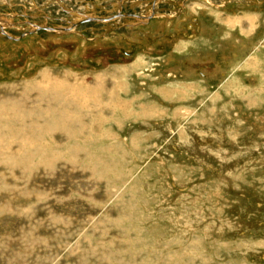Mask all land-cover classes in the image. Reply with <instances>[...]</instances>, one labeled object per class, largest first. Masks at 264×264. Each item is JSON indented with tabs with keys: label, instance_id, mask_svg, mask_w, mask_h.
Masks as SVG:
<instances>
[{
	"label": "rangeland",
	"instance_id": "1",
	"mask_svg": "<svg viewBox=\"0 0 264 264\" xmlns=\"http://www.w3.org/2000/svg\"><path fill=\"white\" fill-rule=\"evenodd\" d=\"M0 264H264V0H0Z\"/></svg>",
	"mask_w": 264,
	"mask_h": 264
},
{
	"label": "bare ground",
	"instance_id": "2",
	"mask_svg": "<svg viewBox=\"0 0 264 264\" xmlns=\"http://www.w3.org/2000/svg\"><path fill=\"white\" fill-rule=\"evenodd\" d=\"M95 20H97V19L95 18ZM49 29L52 30V31H64V30H66L65 28H55V29L54 28L53 29L52 28H49Z\"/></svg>",
	"mask_w": 264,
	"mask_h": 264
}]
</instances>
